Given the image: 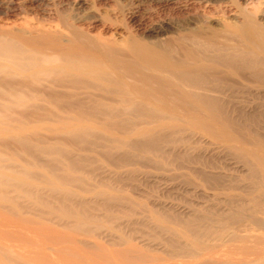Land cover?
Wrapping results in <instances>:
<instances>
[{
  "label": "rangeland",
  "instance_id": "rangeland-1",
  "mask_svg": "<svg viewBox=\"0 0 264 264\" xmlns=\"http://www.w3.org/2000/svg\"><path fill=\"white\" fill-rule=\"evenodd\" d=\"M236 5L227 0H0V35L32 50L23 37L56 34L67 45L76 30L88 46L114 44L127 59L124 47L131 38L151 41L157 34L167 41L187 24L237 19L241 8L251 11L257 5L264 15V0H236ZM158 24L165 30L155 33ZM34 55L32 50L28 59ZM37 57L23 69L24 59L0 56L1 170L34 185L6 193L5 207L79 239L87 252L95 242L115 249L134 243L154 257L192 261L251 245L239 237L241 230L264 236V98L254 99L258 110L224 106L229 135L224 140L217 127L202 125L195 115L151 109L154 103L146 97L152 92L139 90L150 88L135 75L125 76L123 66L104 69L109 78L95 85L85 75L44 74L41 69L60 60L45 51ZM249 85L264 82L251 78ZM113 102L131 109L110 111L106 106ZM139 105L148 107L135 111ZM22 234L33 244L43 243ZM89 255L86 261L109 263Z\"/></svg>",
  "mask_w": 264,
  "mask_h": 264
},
{
  "label": "bare ground",
  "instance_id": "bare-ground-1",
  "mask_svg": "<svg viewBox=\"0 0 264 264\" xmlns=\"http://www.w3.org/2000/svg\"><path fill=\"white\" fill-rule=\"evenodd\" d=\"M227 2L232 6L236 5V0H227ZM258 5L251 11L241 8L240 17L237 19L225 20V18L220 23L216 21L212 23L206 19L207 21L204 22L198 21L199 23L194 24L193 27L186 23L187 28L181 27L184 29L181 30L179 27L181 33H175L173 37L169 35L172 38H168L167 41L158 38L157 34L151 41L131 38L125 42L124 47L127 59L120 56V48L114 44H106L102 47L95 44L88 46L85 41L79 39L76 30V38L72 40V44L67 45H62L56 34L44 33L34 37H23L22 40L35 52L36 58L32 59H28L32 53L31 49L2 34L0 56L7 59H24L22 65H19L26 69L28 65L33 66L39 59L38 54L45 51L59 59L60 63L41 69L44 74L68 73L79 79L85 75L92 78L95 85H97L96 81L109 78V74L104 69L111 71V66H123L125 76L135 75L137 82H141L143 87L150 88V91H145L143 88L139 90L143 93L152 92L151 96L146 97L152 99L149 101L154 103L151 109L167 113L185 111L195 115V118L199 117L202 125L217 127L219 138L228 140V125L222 121V116L225 114L224 106L228 107L231 104L232 108L258 110L260 106L255 104L254 99L264 98V86L249 85L251 78L264 82V15ZM235 7L237 8L238 5ZM163 29L159 24L152 28L155 33ZM177 100L185 102L186 105L178 104L175 102ZM147 107V105H139L133 109L137 111ZM106 108L113 112L131 109L116 102L107 104ZM1 166L3 167L2 163ZM2 167L0 168V264H101L97 260L86 261L89 254L94 255L98 260L109 261L106 264H264V236L261 233L252 234L254 231L251 230L250 233V229L247 230L249 233L245 229L241 230L240 234L235 232V235L238 234L241 239L250 241L251 245L204 253L200 259L192 261L154 257L134 243L115 249L95 242L93 251L87 252L80 246L79 239L56 232L48 223L34 221L16 210L5 207L3 201L6 199V193L16 187L33 188L34 185L14 174L6 173L1 170L4 168ZM203 203L207 204V200ZM187 208H185L186 212ZM190 211L193 210L190 209L188 212ZM22 231L27 235L31 234L34 239L36 237L42 239L43 243L33 244L35 240L31 239L30 242L29 239H25ZM137 238L141 243L146 244L147 240L145 241L142 236ZM19 239L25 244L19 245L16 242Z\"/></svg>",
  "mask_w": 264,
  "mask_h": 264
}]
</instances>
